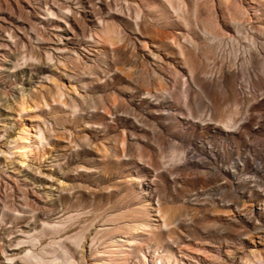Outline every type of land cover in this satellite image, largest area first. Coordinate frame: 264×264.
I'll use <instances>...</instances> for the list:
<instances>
[{
    "label": "rangeland",
    "instance_id": "obj_1",
    "mask_svg": "<svg viewBox=\"0 0 264 264\" xmlns=\"http://www.w3.org/2000/svg\"><path fill=\"white\" fill-rule=\"evenodd\" d=\"M0 239L264 264V0H0Z\"/></svg>",
    "mask_w": 264,
    "mask_h": 264
},
{
    "label": "bare ground",
    "instance_id": "obj_2",
    "mask_svg": "<svg viewBox=\"0 0 264 264\" xmlns=\"http://www.w3.org/2000/svg\"><path fill=\"white\" fill-rule=\"evenodd\" d=\"M2 51V50H1ZM1 55H3V54H1ZM2 239V238H1ZM0 239V240H1ZM0 264H5V257H3V256H1L0 255Z\"/></svg>",
    "mask_w": 264,
    "mask_h": 264
}]
</instances>
